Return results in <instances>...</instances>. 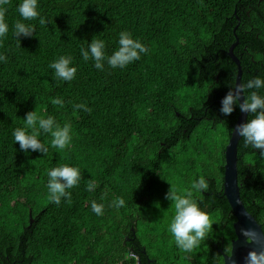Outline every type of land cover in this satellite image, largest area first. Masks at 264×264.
Wrapping results in <instances>:
<instances>
[{"label":"trees","instance_id":"1","mask_svg":"<svg viewBox=\"0 0 264 264\" xmlns=\"http://www.w3.org/2000/svg\"><path fill=\"white\" fill-rule=\"evenodd\" d=\"M20 2L3 5L8 33L0 38L7 57L0 61V264H136L134 253L142 254L134 233L148 256L170 264L188 257L222 264L235 237L223 194L224 148L239 113L238 106L228 116L219 111L237 71L227 50L238 41L241 83L264 79V0H38L47 25L23 20ZM17 20L34 26L32 37L17 40ZM121 32L148 52L124 68L105 60L103 70L82 58L92 39L112 55ZM60 56L77 69L71 81L49 67ZM32 110L71 124L66 149L41 132L46 153L20 150L12 133ZM237 158L240 198L264 234V157L240 137ZM61 165L79 168L81 180L68 189L70 202L57 205L48 199L47 172ZM201 176L208 189L193 198L212 229L185 253L169 231L149 225L147 232V224L174 211L165 199L170 186L183 191ZM117 197L124 207H110ZM92 201L104 205L102 215Z\"/></svg>","mask_w":264,"mask_h":264},{"label":"clouds","instance_id":"2","mask_svg":"<svg viewBox=\"0 0 264 264\" xmlns=\"http://www.w3.org/2000/svg\"><path fill=\"white\" fill-rule=\"evenodd\" d=\"M10 0H0V38L8 33V24L5 22L6 9L3 5L9 4ZM38 0H21L17 11L25 21H32L39 18L41 25H47V20L40 16L37 11ZM35 31L34 26L17 20L13 26V34L20 42V37H32ZM119 47L112 55L105 56L104 42L102 40L92 39L88 49H81L82 58L87 61L90 58L94 61V67L103 70V62L112 68H124L128 64L140 59L141 54L147 53L148 48L139 40L133 39L128 32L119 34ZM0 61H7V57L0 55ZM72 58L70 56H60L53 61L49 67L54 70L55 76L64 81H71L75 78L77 69L71 66ZM264 88V79L255 77L245 83L236 84L229 88L221 100L220 113L224 116L231 115L238 106L242 113L252 114V119L237 124L233 133L243 138L245 146H251L258 150L259 155L264 157V96H261L257 90ZM53 105L63 107V101L60 98L51 100ZM76 109H82L90 112L91 109L84 104H77ZM24 127L16 128L12 135L14 142L19 144L21 151L29 150L39 153H46L47 148L38 139L41 132L51 136V146L60 150L66 149L72 140L71 124H59L54 117L39 115L36 111H28L25 114ZM31 130V131H29ZM48 199L50 202L59 205L64 198L70 202L71 193L68 189L78 186L81 180L79 168L68 165H61L48 170ZM96 187L95 181L89 180L87 190L92 191ZM208 189V183L203 176L193 180L190 188L178 191L170 186L165 194V199L171 202L174 208V215L168 224V231L171 234L175 245L179 250L185 253L192 252L199 243L205 239L207 233L212 229V221L207 212L201 210L198 203L193 198L194 192ZM123 198L114 199L110 207L117 209L124 207ZM91 209L96 215H102L104 205L95 201L91 202ZM246 240L259 242L260 237L255 230L247 229L242 232ZM245 264H264V247L259 251L251 249L244 257Z\"/></svg>","mask_w":264,"mask_h":264},{"label":"water","instance_id":"3","mask_svg":"<svg viewBox=\"0 0 264 264\" xmlns=\"http://www.w3.org/2000/svg\"><path fill=\"white\" fill-rule=\"evenodd\" d=\"M237 42L238 41L236 40L231 43L227 50V54L237 66L234 86L241 83L240 62L233 52V48ZM246 119L247 114L242 113L239 110L237 119L230 132V137L224 148L223 194L225 195L235 217V221L233 222L235 238L231 243L230 254H224L223 256V264H245L244 257L249 250L256 249L259 251L261 247H264V234L261 224L255 220L242 203L237 181V143L240 137L233 133V129L237 124L245 122ZM31 221L32 218L30 215L29 222ZM247 229L255 230L260 237L259 242L246 240L245 236L242 235V232Z\"/></svg>","mask_w":264,"mask_h":264},{"label":"flooded vegetation","instance_id":"4","mask_svg":"<svg viewBox=\"0 0 264 264\" xmlns=\"http://www.w3.org/2000/svg\"><path fill=\"white\" fill-rule=\"evenodd\" d=\"M234 238L230 239L229 251H228V253H223V256H224V254H230L231 243H232V240ZM132 242L134 243V245L137 248H139L141 250V254H142V256L139 257L138 254L134 253V258L136 259V264H166V263L170 264V261L159 260V259H157L155 257L148 256V254H146V252L143 251L145 249H142L140 247L136 233H134ZM175 260H176L175 264H202L203 263V260H201L200 258H193V257H188L186 259L185 258L175 259ZM222 264H223V262H222Z\"/></svg>","mask_w":264,"mask_h":264},{"label":"rangeland","instance_id":"5","mask_svg":"<svg viewBox=\"0 0 264 264\" xmlns=\"http://www.w3.org/2000/svg\"><path fill=\"white\" fill-rule=\"evenodd\" d=\"M174 215V211L164 210L162 213L155 214L152 216V220L150 223L147 224L146 231L148 232L149 225L152 226L151 228H163L168 231V224L171 220V218ZM140 233H145V229L142 227L140 229Z\"/></svg>","mask_w":264,"mask_h":264}]
</instances>
